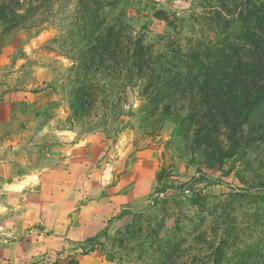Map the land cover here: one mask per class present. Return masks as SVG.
<instances>
[{
	"label": "rangeland",
	"instance_id": "rangeland-1",
	"mask_svg": "<svg viewBox=\"0 0 264 264\" xmlns=\"http://www.w3.org/2000/svg\"><path fill=\"white\" fill-rule=\"evenodd\" d=\"M75 2L57 0L53 20L0 39V264H209L224 236L223 264H264L260 172L239 162L228 172L231 160L208 168L140 84L124 88L116 62L87 77L99 82L92 114L73 119L70 93L84 79L70 58ZM162 8L189 16L192 0L107 11L155 49L175 32L184 43L192 28L173 30L155 17Z\"/></svg>",
	"mask_w": 264,
	"mask_h": 264
},
{
	"label": "trees",
	"instance_id": "trees-1",
	"mask_svg": "<svg viewBox=\"0 0 264 264\" xmlns=\"http://www.w3.org/2000/svg\"><path fill=\"white\" fill-rule=\"evenodd\" d=\"M120 1L75 2L79 39L70 58L84 79L70 93L73 119L91 116L99 82L87 77L114 61L124 88L140 84L147 105L159 118H174L177 133L190 137L203 164L222 168L231 160L228 172L238 162L259 171L256 190L264 194V0H192L189 16L157 9L155 17L173 30L192 28L184 43L177 32L169 35L166 49H155L143 34L131 35L124 20L109 18L108 8ZM56 3L0 0V39L53 20ZM176 109L185 112L177 119ZM228 245L224 236L209 264H223ZM174 253L175 246L169 255Z\"/></svg>",
	"mask_w": 264,
	"mask_h": 264
},
{
	"label": "crops",
	"instance_id": "crops-1",
	"mask_svg": "<svg viewBox=\"0 0 264 264\" xmlns=\"http://www.w3.org/2000/svg\"><path fill=\"white\" fill-rule=\"evenodd\" d=\"M90 230L87 229V227L84 228V230L82 231V233L84 234V232H89Z\"/></svg>",
	"mask_w": 264,
	"mask_h": 264
},
{
	"label": "built area",
	"instance_id": "built-area-1",
	"mask_svg": "<svg viewBox=\"0 0 264 264\" xmlns=\"http://www.w3.org/2000/svg\"><path fill=\"white\" fill-rule=\"evenodd\" d=\"M79 250H80V251H83L82 247H79Z\"/></svg>",
	"mask_w": 264,
	"mask_h": 264
}]
</instances>
